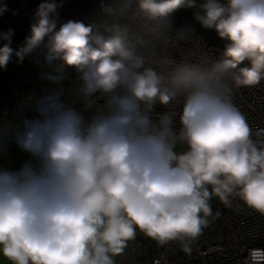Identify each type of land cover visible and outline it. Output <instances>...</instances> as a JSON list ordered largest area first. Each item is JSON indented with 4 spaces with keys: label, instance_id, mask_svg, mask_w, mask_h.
Returning <instances> with one entry per match:
<instances>
[{
    "label": "clouds",
    "instance_id": "1",
    "mask_svg": "<svg viewBox=\"0 0 264 264\" xmlns=\"http://www.w3.org/2000/svg\"><path fill=\"white\" fill-rule=\"evenodd\" d=\"M98 2L97 23L62 21L65 0H40L15 48L14 30H0V69L13 57L48 69V85L15 105L19 119L0 110V256L11 264H118L138 231L187 247L213 196L264 215V142L234 102L264 80V0ZM181 9L222 51L149 61L146 37L171 32ZM13 145L26 154L18 167L4 163Z\"/></svg>",
    "mask_w": 264,
    "mask_h": 264
},
{
    "label": "built area",
    "instance_id": "2",
    "mask_svg": "<svg viewBox=\"0 0 264 264\" xmlns=\"http://www.w3.org/2000/svg\"><path fill=\"white\" fill-rule=\"evenodd\" d=\"M0 2H6L9 7V11L0 16V30L12 28V45L21 44L29 33L31 17L40 0ZM98 8V0H65L59 12L62 21L71 18L98 23ZM13 10H17V14H13ZM192 11L181 9L175 13L171 32L154 39L146 37L141 51L149 61L182 56L195 59L193 54L198 55L205 50H215L217 54L222 51L225 42L214 31L201 28L193 19ZM187 25L195 26V33H188L186 38L178 39L176 30ZM132 31L138 32L141 29L133 24ZM70 73L74 77L72 69ZM64 88L67 98L76 94V88L71 83ZM31 91L33 89L20 83L1 85L0 110H6L11 117L20 98ZM234 102L247 117L253 139L264 142V80L255 87L237 90ZM167 108L179 111L175 102ZM156 110L167 109L158 105ZM210 203L212 216L208 217V226L187 247L180 241L159 245L138 231L136 239L129 242L125 253L118 258V264H249L250 260L252 264H264V215L248 207L239 196L231 197L228 203L213 196Z\"/></svg>",
    "mask_w": 264,
    "mask_h": 264
},
{
    "label": "rangeland",
    "instance_id": "3",
    "mask_svg": "<svg viewBox=\"0 0 264 264\" xmlns=\"http://www.w3.org/2000/svg\"><path fill=\"white\" fill-rule=\"evenodd\" d=\"M19 44L12 45L15 48ZM48 69H41L32 63L31 59L26 57L22 64L17 63L16 58L13 57L12 61L9 62L7 69H0V85L7 83H20L23 86L33 89L40 90L43 86L48 85V81H42L39 77L41 71ZM72 84L76 88L73 76L70 73V69L67 70V77L63 81L64 87H67L69 84ZM54 86V85H52ZM16 152L20 157V161L17 165L19 166L20 162L26 158V154L22 153L14 145L11 146L10 152ZM8 157L5 159L8 161Z\"/></svg>",
    "mask_w": 264,
    "mask_h": 264
},
{
    "label": "crops",
    "instance_id": "4",
    "mask_svg": "<svg viewBox=\"0 0 264 264\" xmlns=\"http://www.w3.org/2000/svg\"><path fill=\"white\" fill-rule=\"evenodd\" d=\"M15 119H19V117H16ZM8 158H9L8 161L5 160L4 163L9 164L12 167H17L16 164H18L20 161L19 160L20 157L18 156V154L16 152L12 151V152H10ZM0 264H11V262L5 261L4 258L2 256H0Z\"/></svg>",
    "mask_w": 264,
    "mask_h": 264
}]
</instances>
